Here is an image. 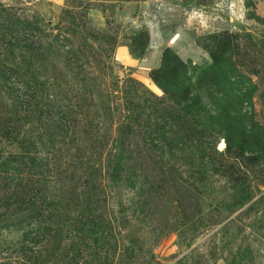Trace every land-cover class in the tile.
<instances>
[{"label":"rangeland","instance_id":"obj_1","mask_svg":"<svg viewBox=\"0 0 264 264\" xmlns=\"http://www.w3.org/2000/svg\"><path fill=\"white\" fill-rule=\"evenodd\" d=\"M0 264H264V0H0Z\"/></svg>","mask_w":264,"mask_h":264},{"label":"trees","instance_id":"obj_2","mask_svg":"<svg viewBox=\"0 0 264 264\" xmlns=\"http://www.w3.org/2000/svg\"><path fill=\"white\" fill-rule=\"evenodd\" d=\"M166 56V52L163 55V65H166V67H168V60L165 58ZM169 69L171 68V73H176L179 74L176 70L175 67H168ZM214 69V68H213ZM177 75H175L174 77H176ZM155 80L158 81L157 77H154ZM162 84V83H161ZM172 84H174V82H169V83H164L163 86V90L165 95H169L170 98H173V100L179 102V101H185L187 102V106L190 105V109H198L200 106V93L204 90L205 87H197L195 89V92L192 94L191 91H187L189 90L190 87L187 86H183L187 92L183 91L180 92V89L178 87H174V88H169L168 86H173ZM191 89V88H190Z\"/></svg>","mask_w":264,"mask_h":264}]
</instances>
